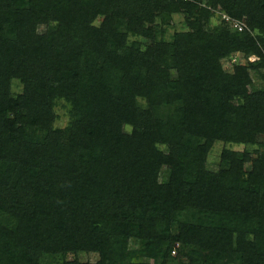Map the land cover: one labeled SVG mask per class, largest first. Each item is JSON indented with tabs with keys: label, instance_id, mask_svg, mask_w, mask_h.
Listing matches in <instances>:
<instances>
[{
	"label": "trees",
	"instance_id": "obj_1",
	"mask_svg": "<svg viewBox=\"0 0 264 264\" xmlns=\"http://www.w3.org/2000/svg\"><path fill=\"white\" fill-rule=\"evenodd\" d=\"M0 264H264V0H0Z\"/></svg>",
	"mask_w": 264,
	"mask_h": 264
},
{
	"label": "rangeland",
	"instance_id": "obj_2",
	"mask_svg": "<svg viewBox=\"0 0 264 264\" xmlns=\"http://www.w3.org/2000/svg\"><path fill=\"white\" fill-rule=\"evenodd\" d=\"M218 15L220 18L217 19L215 17L214 22L216 24L221 23L222 21H224V23L228 24L229 26H232L231 23V19L228 21H225L222 19V15L223 14H215V16ZM184 28V24H183V18L181 15H176L173 17V21L172 24L170 25V27L167 28V33H166V37H169L172 33L176 32V31H180L183 30ZM233 29V28H232ZM256 58L255 57H250L248 59H244L240 54H235L232 56V59L226 63V65L224 66L226 69L230 70V65L233 63H239V64H245L251 61H254ZM57 112L60 115V119L57 121V125L58 126H64L67 123V118L64 115V111L61 108H57ZM223 148H228V149H232L235 151H241L243 149H248L250 151H252L254 149V147H245L243 145H237V144H224L221 142H218L214 145V147L212 148L211 152L209 153L208 156V160H207V167L210 170H216L217 169V163H218V158L220 155V152ZM81 261H91L94 262L97 259V256L94 254H89V255H82L79 258Z\"/></svg>",
	"mask_w": 264,
	"mask_h": 264
},
{
	"label": "built area",
	"instance_id": "obj_3",
	"mask_svg": "<svg viewBox=\"0 0 264 264\" xmlns=\"http://www.w3.org/2000/svg\"><path fill=\"white\" fill-rule=\"evenodd\" d=\"M222 19L225 20V21H228V22L230 20V18L227 17V15H225V14L222 15ZM231 22H232V26H233L232 28L233 29H235L238 32H243L244 31V26L243 25H241L238 22H234V21H231Z\"/></svg>",
	"mask_w": 264,
	"mask_h": 264
}]
</instances>
